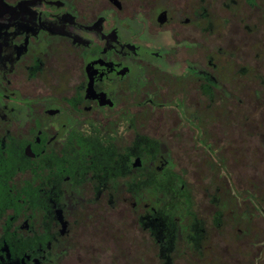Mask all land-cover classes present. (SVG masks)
Listing matches in <instances>:
<instances>
[{"label":"flooded vegetation","instance_id":"af4514ba","mask_svg":"<svg viewBox=\"0 0 264 264\" xmlns=\"http://www.w3.org/2000/svg\"><path fill=\"white\" fill-rule=\"evenodd\" d=\"M0 264H264V0H0Z\"/></svg>","mask_w":264,"mask_h":264}]
</instances>
